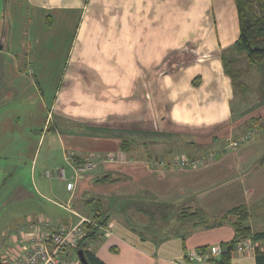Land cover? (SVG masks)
<instances>
[{
  "label": "crops",
  "instance_id": "crops-1",
  "mask_svg": "<svg viewBox=\"0 0 264 264\" xmlns=\"http://www.w3.org/2000/svg\"><path fill=\"white\" fill-rule=\"evenodd\" d=\"M64 31L66 69L48 105L40 84L57 60L53 40L57 44ZM238 35L232 0H0V153L20 157L23 126H41L48 111L44 124L49 116L57 120L52 131L59 134L60 155L70 171L76 165L68 155L118 159L77 181L68 199L73 208L84 205L80 208L90 212L84 200L102 199L116 214L117 201L131 202L136 221L137 205L166 203L168 212L178 210L174 225L185 228V235L173 233L182 237L181 254L155 250L150 239L141 240L132 227L111 218L110 233L92 249L95 256L105 264H189L181 261L190 248L219 245L233 231L228 225L204 229L181 221L182 210L200 208L212 221L246 205L252 231L253 222L264 218V134L222 151L226 140L249 127L244 114L234 113L237 93L221 59ZM200 145L222 146L204 168L141 166L189 154L190 148L194 155ZM34 160L33 154V174ZM105 174L116 179L95 183ZM18 183L14 193L28 191ZM230 264H255L254 255H236Z\"/></svg>",
  "mask_w": 264,
  "mask_h": 264
},
{
  "label": "rangeland",
  "instance_id": "rangeland-1",
  "mask_svg": "<svg viewBox=\"0 0 264 264\" xmlns=\"http://www.w3.org/2000/svg\"><path fill=\"white\" fill-rule=\"evenodd\" d=\"M68 32L64 31L63 36L58 37V43H55V39L53 40L54 49L56 53L57 60L54 62V68L47 70L48 77L46 78L43 84H40V87L47 99V103L49 105V98L55 95L56 89L58 88L60 81H63V74L66 69V53L68 50ZM244 58L238 61V68L242 71H246V59L244 54H240ZM174 59H181L178 56H175ZM246 62V63H245ZM59 66L58 69H56ZM50 67V66H49ZM247 86L248 91L245 95L241 96L239 92H237L235 96V115L239 114L244 117L247 122H252L250 119L251 117H261L260 122L264 125V65L256 66L254 69L247 71L241 79ZM234 88V87H232ZM263 100V104L262 101ZM48 115V111H45L42 116L43 124L39 127L35 128H26L23 126L21 136H22V143L23 148L21 149L22 155L20 157L11 156L9 153H0V176L7 172L9 169L8 174H6L5 179L0 180V242H5L3 236H9L14 233L15 229L17 228L20 222H24L26 217H41L43 220L50 221L51 223H65L66 220H69L70 223H76L77 219L67 211L62 209L61 205H64L70 197V192L66 190L65 184L62 180L57 178L47 179L45 177L46 170H54L63 168L65 172V176L67 179L73 175L75 167L71 166V171L65 162L62 160L60 155V146L61 140L59 139V134L51 130L53 124H56L57 120H53L51 116L48 117L47 124H44V121ZM53 120V124H52ZM49 122L50 125H49ZM45 125V126H44ZM49 126V128H48ZM48 128V129H47ZM248 128H244L242 133H245ZM28 130V132L26 131ZM33 130V131H32ZM240 133V134H242ZM264 132H261L255 135L252 139L259 137V135ZM238 135H232L230 139L237 138ZM125 139V138H123ZM162 139V138H161ZM250 139L247 142H251ZM226 140L223 144L225 146ZM245 142L244 144H246ZM243 144V145H244ZM223 146V147H224ZM220 149L222 148L219 147ZM240 148V147H239ZM220 149H213L212 147H204L200 145L198 149L195 151L193 155V149L190 148V153L187 154L186 152H179L176 156H186L188 158H204L207 154H215V160L220 156ZM237 150V149H236ZM223 151V150H222ZM92 153V152H90ZM99 153V152H98ZM182 153V154H181ZM34 154L35 160L33 162V168L35 167L34 174L31 173V159L32 155ZM101 153V160L106 159L107 156L110 155H102ZM59 156V157H58ZM72 156V155H71ZM104 157V158H103ZM175 157V156H174ZM94 156H90L88 153L84 157H80V160L85 162H93L95 164V168L91 171H86L85 175L82 177L85 178L87 176L92 175L96 171H98L99 166L102 164H116L115 162L118 161L116 157L112 156V161H101L97 162L93 159ZM166 159V158H165ZM172 158L164 160L161 159L164 163L169 162ZM154 161V160H151ZM159 161V160H158ZM107 162V163H106ZM157 162V161H155ZM145 165H141L142 168L148 170L150 168H155L158 165L150 166L145 163ZM209 164H204V166L199 168H204ZM162 166L160 165V168ZM17 168V171H15ZM159 168V167H156ZM166 170H190V169H179V168H170L169 166L163 167ZM199 168L193 169L197 170ZM151 170V169H150ZM13 172V173H12ZM15 172V174H14ZM71 174V176H70ZM33 175V177H32ZM12 176H14L12 178ZM116 177V176H115ZM20 181L21 185L25 187V190L21 192L14 193V188L18 182ZM79 181V180H78ZM32 183V187H31ZM35 183V184H33ZM35 186V188H34ZM17 193V194H16ZM106 198L105 200H107ZM86 200V199H85ZM107 202V201H106ZM117 206L119 209L117 210L118 213L111 214L112 218H116L119 223L124 224L126 227H132L135 230L136 234H139V237L142 239H150V242L155 245V250H159L160 248H166V250H172V252L180 253L182 250V237H177L175 232H178L180 235H185V228L181 227L179 224L175 226L174 224L177 223V219L175 220V214L178 212L177 208L174 210H170L168 212L167 218L162 219L164 213H156V218L146 224L148 221L147 218L143 215L138 214L135 212L136 221L131 218L132 209H134L131 202L126 206H121L120 201H117ZM120 203V204H119ZM80 205V203H79ZM105 205V204H104ZM84 206V205H83ZM80 205V207H83ZM123 208H121V207ZM80 207H76L71 205V208L80 214H85L88 216V219L91 217V213L88 212V209L84 208L83 210ZM77 209V210H76ZM122 209V210H121ZM173 209V208H171ZM85 217V216H83ZM172 217V218H171ZM87 218V217H86ZM170 219H172L170 222ZM255 219V218H253ZM145 222V223H141ZM249 222V221H248ZM52 223L53 225H55ZM253 229L255 231L264 230V218L255 220L253 222ZM120 225V224H119ZM249 225V223H248ZM120 228V227H117ZM115 230V229H114ZM177 230V231H176ZM173 236H170V235ZM141 241V240H140ZM149 241V240H148ZM167 241V244L163 245ZM4 244V243H3ZM193 249V248H190ZM1 251V250H0ZM182 254V252H181ZM184 254V253H183ZM76 254L74 252H70V258L76 261ZM181 262H184L182 260ZM207 264L206 262H191L189 264ZM80 264V262L78 263Z\"/></svg>",
  "mask_w": 264,
  "mask_h": 264
},
{
  "label": "trees",
  "instance_id": "trees-1",
  "mask_svg": "<svg viewBox=\"0 0 264 264\" xmlns=\"http://www.w3.org/2000/svg\"><path fill=\"white\" fill-rule=\"evenodd\" d=\"M232 1L237 13L239 35L234 44L223 53L221 59L223 63L224 73L230 78L231 85L232 87H234L233 91L235 93L239 92V94L243 96L248 91V86L241 80L243 75L247 73V71L254 69L256 66L264 65V0ZM238 54L245 55V59L248 63V70L242 71L241 69L236 67L238 61L240 60ZM263 100L261 101L262 104ZM260 118L261 117H256L251 119L252 124L249 126V129L263 127L264 125L260 122ZM125 145V141H121V149L123 150V152L126 151ZM69 159L72 160V163L76 165V167L81 166L85 163L84 160H80L73 155H69ZM263 160L264 157L262 158V161ZM115 179L116 178H113L111 174H105L96 179L95 183H110ZM71 203L72 202H70V206L72 205ZM84 204L87 208H89V211L92 215L90 219L87 218L90 222H84L82 224L84 237L79 240L75 250H82L89 264H105L95 256L92 249L97 244V242L101 241V239L104 237L102 229L108 227V223L112 218L111 214L114 213L113 205H111L110 202L108 204H105L102 199L96 200L94 198L84 200ZM123 205L126 206V203H123ZM169 207L170 205L166 203H156L153 205V207H150V205L144 207L143 205L139 204L136 207V211L138 214L147 217L148 221L146 224H148L156 218V213L160 212L164 213L162 219H164L163 221H165V218H167V215L165 214H168V210L170 209ZM73 211L78 216L68 211L67 212L78 218L79 221L80 214H78L75 210ZM178 218L181 221H194L196 227L202 226L204 229L217 228L223 225H228L231 227L233 231L232 238L229 241L219 244L222 249L221 254L218 257L210 258L206 261V263L230 264L232 259L236 256V254L234 253L236 245L243 240H251L255 244L253 252L254 263L264 264V230L257 232L251 230L248 225L250 211L246 205L233 207L225 214L218 218H214L212 221L200 208H197L193 211L182 210L181 213H179ZM63 225L68 226L65 223ZM209 247L211 246H202L196 249L205 251ZM184 263L191 262L186 260V258L184 257Z\"/></svg>",
  "mask_w": 264,
  "mask_h": 264
},
{
  "label": "built area",
  "instance_id": "built-area-1",
  "mask_svg": "<svg viewBox=\"0 0 264 264\" xmlns=\"http://www.w3.org/2000/svg\"><path fill=\"white\" fill-rule=\"evenodd\" d=\"M264 132V126L261 128H251L235 139H229L223 151L236 150L245 142L252 139L255 135ZM94 156L97 162L112 161V156L106 159H100ZM69 159V155L66 157ZM215 159V154H207L204 158H188L186 156H175L169 162L159 160L157 162L148 160L150 166H169L170 168L179 169H196L209 164ZM95 168V164L91 161L85 162L83 165L76 167L73 175L67 179L63 168L46 170L45 177L47 179L57 178L65 182V188L70 192V196L74 194L77 181L85 175L86 171ZM71 198V197H70ZM63 209L78 216L70 206V200L64 205ZM90 222L87 218L79 217V221L74 225L65 226L63 224L53 225L50 221L43 220L41 217L25 219L19 224L14 233L10 236H3L5 242H0L1 264H78L70 258V252L76 254V245L81 238L84 237L82 224ZM103 234H109V228H103ZM4 243V244H3ZM255 244L251 240H243L238 243L234 249L236 255H245L253 253ZM222 252L219 245L211 246L207 250H189L185 258L189 262H206L212 257H218ZM77 256V255H76Z\"/></svg>",
  "mask_w": 264,
  "mask_h": 264
},
{
  "label": "water",
  "instance_id": "water-1",
  "mask_svg": "<svg viewBox=\"0 0 264 264\" xmlns=\"http://www.w3.org/2000/svg\"><path fill=\"white\" fill-rule=\"evenodd\" d=\"M77 258L80 262V264H89L85 258L84 252L82 250L76 251Z\"/></svg>",
  "mask_w": 264,
  "mask_h": 264
}]
</instances>
